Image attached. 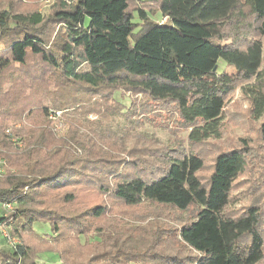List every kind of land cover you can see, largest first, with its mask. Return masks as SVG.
<instances>
[{
  "label": "trees",
  "instance_id": "16d2710c",
  "mask_svg": "<svg viewBox=\"0 0 264 264\" xmlns=\"http://www.w3.org/2000/svg\"><path fill=\"white\" fill-rule=\"evenodd\" d=\"M0 44V264H40L41 253L60 264L264 261V202L230 208L252 163L247 141L216 153L208 178L195 152H171L166 165L130 156L132 172L115 144L97 134L85 138L77 117L123 113L115 94L136 91L173 106L192 144L208 143L221 138L228 99L240 87L251 117L261 121L264 146V0H55L48 16L9 0L0 5ZM33 59L51 72L37 82L34 104L25 103L35 105L34 124L14 128L27 116L17 98L1 94L4 72ZM141 163L148 172L139 173ZM87 186L126 205L196 206L197 214L177 231L181 249L167 250L159 232L147 248L132 250V234H88L107 207L80 202L76 191ZM41 223L50 232L35 228ZM92 235L98 240L90 243ZM84 245L89 256L78 255Z\"/></svg>",
  "mask_w": 264,
  "mask_h": 264
},
{
  "label": "rangeland",
  "instance_id": "374dc122",
  "mask_svg": "<svg viewBox=\"0 0 264 264\" xmlns=\"http://www.w3.org/2000/svg\"><path fill=\"white\" fill-rule=\"evenodd\" d=\"M8 1L0 0V5L3 6ZM17 1L24 9H36L45 16L51 13L55 4V0ZM156 5L155 2L144 4V6L153 9ZM148 15L157 20H164L159 12L153 14L151 11L148 12ZM135 21L139 22L140 19L136 17ZM223 67H225L224 63L221 64V68ZM227 69L231 71L229 66ZM48 72L51 71L46 67L42 69L36 59L31 60L26 67L15 66L4 72L1 94L8 93L11 97L17 98L25 110L24 115L27 116V118L21 120L15 119V121H11L14 128H20L23 122L28 125L34 124L32 123L34 117H29V115L33 110L32 108H35V105L25 103L31 102L34 104L32 95L35 92V86H37V82H45L44 80L41 81V79L47 76ZM123 92L124 94L122 95L119 92L115 94L116 99L125 106L121 110L123 113L116 112L117 110L115 113L114 111L112 112L114 114L111 113L107 116L92 113L88 116L89 120L84 119V115H77V117L79 118V123L82 124L81 132L85 138L90 134H97L103 138V142L115 144L119 148L121 151L118 152L119 156L125 158L127 161L125 162L126 164L122 165L126 168L125 170L134 171V168L128 167L130 166L131 157L132 159L149 160L148 162L151 163L162 161L163 163L160 162V165H166L168 163V154L171 152L175 155H180L181 151L184 153L195 152L205 159L206 167L202 170L201 174L203 177L208 178L213 170V156L221 151L243 147L246 145L243 143L245 140L251 152L252 163L248 167V171L238 178L234 186L232 193L234 201L230 205V208L239 210L253 202L261 204L264 202V186L261 188V183L264 181V146H262L258 137V128L261 121L251 117L249 113V100L243 94L240 87L233 91L228 99L222 124L221 138L210 139L208 143L200 144H192L189 141L188 135L190 129L181 121L179 114L173 106L159 104L136 91L124 90ZM95 98V95H92V100H95ZM123 105L115 103L113 107H124ZM11 112L14 111L11 110ZM124 112L130 115L126 116ZM57 115L59 117L62 115L64 119L62 111L57 110ZM70 116L72 114H69ZM1 122L0 125L2 124ZM54 122L55 126L60 128L61 123L56 120ZM105 148L108 149L107 147ZM129 151L131 154H129ZM141 164L144 169L139 173L144 174L146 171L148 172L147 164ZM76 192L79 194L82 204L88 206L99 204L107 207V212L97 221L88 234L93 232L94 235L97 231H102L103 235H110L112 233L114 237H120L121 235L124 237L132 234L133 236L128 244V248L137 251L147 248L150 241L149 237L158 236L159 232L163 245L164 247L167 246V250L176 251L181 249V240L177 235V231L182 224L191 221L197 214L196 206H191L187 210L182 211L173 206L156 203L136 206L126 205L115 200L110 194L102 193L96 187L87 186L83 189H78ZM2 208L0 207V214L3 211ZM11 208L13 206L9 209ZM97 227L101 229L97 230ZM35 228L44 234L47 231L50 232V226L46 223L36 225ZM93 235L91 236L90 243L98 240ZM154 238L156 237L152 239ZM69 239L72 238L69 237ZM69 246H72V244ZM88 247L93 248L94 246L88 244ZM86 248L87 246L84 245V248H81V253L79 251L78 255L89 256ZM182 250L184 252L188 251L186 248H182ZM71 252L75 253L73 250ZM39 263L60 264L58 257L50 253H41L39 255ZM261 264H264V261Z\"/></svg>",
  "mask_w": 264,
  "mask_h": 264
},
{
  "label": "built area",
  "instance_id": "2783aa9c",
  "mask_svg": "<svg viewBox=\"0 0 264 264\" xmlns=\"http://www.w3.org/2000/svg\"><path fill=\"white\" fill-rule=\"evenodd\" d=\"M4 164H5V161L0 158V175H2L4 172V169H5ZM13 242H16V240H13Z\"/></svg>",
  "mask_w": 264,
  "mask_h": 264
}]
</instances>
